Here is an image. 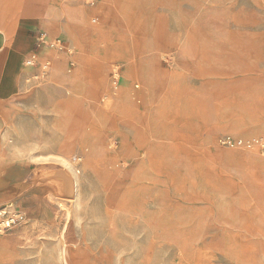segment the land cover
<instances>
[{
    "label": "rangeland",
    "instance_id": "374dc122",
    "mask_svg": "<svg viewBox=\"0 0 264 264\" xmlns=\"http://www.w3.org/2000/svg\"><path fill=\"white\" fill-rule=\"evenodd\" d=\"M44 1L0 0L61 41L0 103V264H264V0Z\"/></svg>",
    "mask_w": 264,
    "mask_h": 264
},
{
    "label": "crops",
    "instance_id": "0c3cea01",
    "mask_svg": "<svg viewBox=\"0 0 264 264\" xmlns=\"http://www.w3.org/2000/svg\"><path fill=\"white\" fill-rule=\"evenodd\" d=\"M33 6H45L47 3L44 0H31L30 2ZM63 13L67 16V24L65 25V31L75 42H79L81 39H86L89 37V33H92L93 29L95 31H100L101 29L93 28L89 25L92 21L99 19L98 16H110L111 14L107 12V9L101 8L100 10H93L90 15L96 16L90 21V17H86L84 11H75L68 6H65ZM111 17V16H110ZM24 19L20 21L17 25L16 33L12 35L11 26L8 23H5L3 26H0V69L5 73V77H2V72L0 71V103L5 101H10V99L15 95L20 89V75H21V64L24 57L31 51V54L34 52L42 53V48L39 47L38 37L30 36L29 32L34 26L32 19ZM39 20V19H38ZM8 24V25H7ZM58 26V27H57ZM60 25L53 24L52 27L47 25V29L50 30H59ZM10 27V28H9ZM91 30V31H90ZM104 31L103 34H105ZM36 40L34 43L33 40ZM86 46V45H85ZM85 46L79 48L82 51V54L85 52ZM82 48V49H81ZM28 59V58H27ZM78 68L74 74L75 81H86L84 74V62H86V57L83 55L77 56ZM59 60H56V69L59 70L60 64ZM26 62L24 63V67ZM83 65V66H82ZM27 67V66H26ZM100 81H105L100 78Z\"/></svg>",
    "mask_w": 264,
    "mask_h": 264
},
{
    "label": "built area",
    "instance_id": "2783aa9c",
    "mask_svg": "<svg viewBox=\"0 0 264 264\" xmlns=\"http://www.w3.org/2000/svg\"><path fill=\"white\" fill-rule=\"evenodd\" d=\"M39 47L43 49L50 48H59L61 46L60 40L50 41L44 35H39L38 37ZM41 55L40 52H34L31 56L26 60V66L29 67H39V59L38 57ZM228 145H233V141L228 139L226 142ZM237 144V143H235ZM234 144V145H235ZM22 219L21 213L19 210L14 207L13 204H9L0 209V234L12 229L15 225H17Z\"/></svg>",
    "mask_w": 264,
    "mask_h": 264
},
{
    "label": "bare ground",
    "instance_id": "6f19581e",
    "mask_svg": "<svg viewBox=\"0 0 264 264\" xmlns=\"http://www.w3.org/2000/svg\"><path fill=\"white\" fill-rule=\"evenodd\" d=\"M58 27V26H57ZM73 141V140H72ZM72 144V143H71ZM68 146H62L61 151L64 152L66 155L70 154V151L66 150ZM79 159V157H77ZM87 164V163H86ZM59 192V191H58Z\"/></svg>",
    "mask_w": 264,
    "mask_h": 264
}]
</instances>
